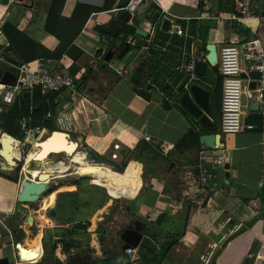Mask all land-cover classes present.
Masks as SVG:
<instances>
[{
    "label": "crops",
    "instance_id": "1",
    "mask_svg": "<svg viewBox=\"0 0 264 264\" xmlns=\"http://www.w3.org/2000/svg\"><path fill=\"white\" fill-rule=\"evenodd\" d=\"M117 1L113 9L94 13L86 22L75 41L84 51L79 60L74 61L66 54L59 60H46L51 71L62 74L73 75L72 66L76 64L79 70L74 76L81 81L75 97L67 89L53 93L52 118L44 114V123L38 122L37 125L45 127V135L54 130L64 131L73 142L109 158L115 152L114 145L119 144L120 150L116 152L120 160L113 162L120 165L123 155L127 154L126 172L115 171L112 164H103L111 166L115 175L129 178V188L123 193H111L118 192L117 185L92 180L96 181L95 185L105 188L109 196L117 194L124 203L113 206L114 200L110 199L106 204H93L82 221V224H87L86 229L76 226L78 222L60 224L49 216L56 205L57 193L45 194L36 203L21 204L18 201L20 185L0 175V212L8 214V222L0 218V259L9 258L11 264H213L214 245L218 241H227L229 235L241 229H247L232 241L237 245L233 253L240 254L233 259H238L241 264H256L257 260H263L264 252L261 192L264 189V116L256 104L244 100V122L253 123L256 128L221 137L224 147L219 144V149L227 157L229 169L224 166L215 171L214 188L207 205L202 209L193 207L189 198L197 193L194 180L198 175L199 154L209 148L201 143L192 148L178 144L191 128L201 135H221L223 77L218 61H206L205 75H198V80L194 81L209 92L210 111L205 114L212 124L204 127L181 104V96L186 90L180 91L179 86L184 77H178L179 74L170 76L165 71L170 69L173 72L181 61L182 51H178L177 41L182 37L173 32L175 25H183L179 21L186 22L189 27L193 21L194 35L187 39L192 40L187 49L188 57L204 53L207 58L210 54L207 46L211 44L216 46L217 55L221 47L228 44L243 45L256 41L264 46V0H253V17L248 28L239 27L225 18L234 10L227 12L224 9L230 5V0L145 2L129 23L133 25L135 16L142 19L137 28L149 33L147 45L132 48L120 60L112 59L116 67L126 69L123 75L102 61V55L108 51L117 53L121 39H109L103 44L95 40L96 36L108 35L98 31L95 25L110 22L118 12ZM51 3L52 0H0V18L10 43L8 32L11 29L7 25L20 29L36 43L49 40L45 28ZM78 3L101 7L105 0H69L70 8ZM71 10L67 15H71ZM156 14L159 17L154 23ZM165 20L170 21L168 29L163 28ZM158 26L169 37L156 46L158 53L150 61V44L154 28ZM48 43L52 47L55 45L53 40ZM0 49L5 57V62L0 64L1 76L7 72L17 75V65L13 60L19 65L20 61L10 48L3 46ZM37 60L28 62L32 70ZM95 61L99 64L98 69L92 68ZM242 66L245 68L246 63L243 62ZM173 79L179 82L171 84L169 81ZM163 83L169 85L165 92ZM11 107L0 100V112H7ZM60 117L63 122H59ZM30 118L33 123V117ZM48 119L53 120L52 124L45 123ZM145 135L152 141H145ZM160 143H174L176 147L164 155L156 150ZM72 146L75 148L67 151L65 139L55 136L37 152L34 151V158L43 162L47 160L46 151L50 156L51 152L61 150L73 156L77 145ZM78 151L79 148L76 153ZM139 168L142 169L141 175ZM94 169L107 171L100 165L80 162L71 163L65 170L56 168L54 171L61 177L69 171L77 177L96 178L89 173ZM93 190L96 193L97 189ZM121 209L126 216L125 227L136 221L143 225V239L138 247L131 246L134 249L132 256L123 248L121 233L125 227L117 222ZM30 215L34 217L33 224L27 222ZM200 236L207 240L206 245H202L204 248L200 247L203 241ZM231 243L227 244L224 253L231 248ZM169 244L171 246L167 250ZM39 247L41 251L38 254ZM19 254L22 261L31 262H22ZM223 259L222 254L215 264H223ZM233 261L228 260L229 263Z\"/></svg>",
    "mask_w": 264,
    "mask_h": 264
},
{
    "label": "built area",
    "instance_id": "2",
    "mask_svg": "<svg viewBox=\"0 0 264 264\" xmlns=\"http://www.w3.org/2000/svg\"><path fill=\"white\" fill-rule=\"evenodd\" d=\"M147 1L153 0H131L126 7L132 14ZM253 0H234L233 12L225 17L233 21L239 27H250L248 22L253 17L252 13ZM173 32L184 38L182 48L181 61L177 67L179 75L188 76L189 83L198 80V74L195 72L197 61H208V57L204 53H196L187 56L188 41L190 37L189 25H175ZM139 35L137 33L130 34L126 43L133 46L137 44ZM96 42L106 43L109 41L107 35L96 36ZM10 48L11 43L6 38L4 30V22L0 18V48ZM102 55V59L104 58ZM103 61V60H102ZM5 62V57L0 49V64ZM246 63L243 68L242 64ZM35 69L30 68V64L17 65L16 81L13 84H6L0 79V100L7 104L13 105L17 98L24 92H32L36 86H40L44 93H58L64 89L70 91L71 96L75 97L78 94V78L71 74L55 73L51 71L48 62L45 59H38ZM109 68L115 70L119 75L126 73L124 67H116L112 61H105ZM220 73L223 77L222 84V100H221V137L238 134L243 131H252L256 128L253 123L244 122L245 105L244 100L257 105L258 110L264 116V46L256 41H250L243 45L228 44L221 47L218 54V62ZM99 64L95 61L92 63L93 69H98ZM245 75V77L243 76ZM174 84L175 79L169 81ZM250 82H255V88L250 87ZM48 118H52V114H47ZM62 117L58 120L62 121ZM68 121V118H65ZM63 122V121H62ZM19 126L22 130V138L16 139L17 144H20L24 156L23 160L27 164V157L30 152L37 149L36 143L45 139V127L41 125H33L30 117H23L19 121ZM145 141H152L148 135L144 136ZM1 146V144H0ZM79 151L85 155L86 152L80 149ZM174 143H160L157 150L166 155L171 150L175 149ZM216 149H204L199 154V162L197 165L198 175L194 180L197 193L190 196V204L198 209L204 208L212 194L214 188L215 171L223 168L226 165L227 157L223 152H220L219 145ZM115 152L112 153V158L117 159L120 150V145H114ZM33 162V161H32ZM19 252V250H18ZM127 254L132 256L134 249L127 248ZM20 258V254L18 255ZM21 260V258H20ZM22 261V260H21ZM31 262V261H22Z\"/></svg>",
    "mask_w": 264,
    "mask_h": 264
},
{
    "label": "trees",
    "instance_id": "3",
    "mask_svg": "<svg viewBox=\"0 0 264 264\" xmlns=\"http://www.w3.org/2000/svg\"><path fill=\"white\" fill-rule=\"evenodd\" d=\"M115 3L116 0H105V3L101 7H93L90 5L78 3L73 6V8H70L69 0H52L45 28L46 32L49 35V40L41 43H36L28 36L23 34L20 29L7 25L8 29H11L8 32L9 38L11 40L10 49L15 54L16 58L20 61V65L27 64L28 62L35 59L59 60L65 54L70 56L74 61H77L84 55V51L75 44V41L83 30L86 22L94 13L113 9ZM69 9H72L70 13L71 15H67V11ZM224 9H226L227 12L232 11L234 9L233 0H230V5L224 7ZM158 17L159 14L154 15V23L156 22ZM179 22H181L184 27L186 26V22ZM141 23L142 19L135 16L133 19V25L129 26V28H127L121 35H107V37L111 40H115L116 38L121 39V49L124 47L127 37L130 34L136 33V29L141 25ZM189 28L190 35H194L193 21L190 22ZM167 37L169 36L165 31L161 30L160 26L154 28V36L150 44V50L152 54L150 61H152L154 54L158 53L155 51L156 46L161 42L162 39H166ZM51 40L55 42V45L53 47L48 43V41ZM190 42H192V40L188 41V45H190ZM183 44V38L177 41L178 51H182ZM105 56L102 59L103 63L104 60L106 61ZM176 67L177 66L174 67V71L172 70L173 72H171L170 69L166 70L165 72L168 73V75L175 77L176 75H178V71H175ZM78 70L79 67L74 64L72 66L71 73L75 75ZM178 77H182V75H179ZM80 81L81 80L78 81L79 87ZM178 82L179 81L175 79V83L177 84ZM168 87V83H163L162 88L164 92L168 90ZM31 93L32 95L30 97L26 96L25 92L22 93L7 112H0V133H7L8 135L16 139H21L22 130L19 126V121L23 117L32 116L33 125H37L38 122L44 123V114H48L51 110H53L51 104H53L55 100L54 94L52 92L44 93L40 86H36ZM51 94H53L52 97ZM200 136L201 133L199 131H197L195 128H191L189 132L179 141L178 146H181L183 148H192L194 146H199ZM82 150L86 151V156L82 154V151H78L74 154V156H76L81 162L84 163L93 162L112 164L114 170L118 172H123L128 165L129 158L127 154L123 155V162L120 165H116V163L114 164L111 158L107 157L106 155H101L96 151L86 147L85 145L82 146ZM23 161V159H19L20 165L17 167V171L20 170V166L23 165ZM0 175L15 182L18 181L17 177L6 175L1 171ZM95 183L96 181L92 180L91 178L79 177V179H75L71 183L66 185L59 184L51 186L47 194L50 195L57 193V198L56 205L49 212V216L60 224L68 222H78L76 223V226L86 229L87 224H82V221L85 218L88 209L93 204H106L111 199L107 190L105 188L99 187L98 185H95ZM93 189H97L96 193ZM261 192L263 193L262 200L264 202V189ZM263 218L264 215L262 219ZM256 220L251 222L249 226H252L253 223L256 222ZM170 246V244L167 246V250L168 248H170Z\"/></svg>",
    "mask_w": 264,
    "mask_h": 264
},
{
    "label": "water",
    "instance_id": "4",
    "mask_svg": "<svg viewBox=\"0 0 264 264\" xmlns=\"http://www.w3.org/2000/svg\"><path fill=\"white\" fill-rule=\"evenodd\" d=\"M131 0H118L117 1V8L118 11L116 15L110 20L108 24H101L97 23L95 25V28L102 32L106 33L110 36H117L120 31L125 30L129 28L130 21L132 20L133 14L129 9H126V7L130 4ZM170 25L169 20H165L163 23V28L168 29ZM136 33L139 35V38L137 40V44L135 46L125 43L124 47L117 51V53L113 52L112 50L108 51L105 59L107 61H111L115 55L118 56V58H123L132 48L139 47V46H146L147 45V38L149 37V33L141 28L136 29ZM207 49L209 51L208 56V62L214 63L218 61V55H217V49L214 44L208 45ZM13 62L16 65H19V63L15 60ZM205 69H206V62L204 61H197L195 72L198 75L204 76L205 75ZM245 77V75H243ZM0 79L6 84H13L16 81V75L10 72L5 73V75L2 77L0 73ZM188 76H185L182 80L179 90L183 91L186 90L183 95L181 96V104L194 116L199 120L200 125L207 127L210 126L212 123L209 119V117L205 114L206 112L210 111L209 107V92L203 88L202 86L191 82H188ZM252 88H255L256 83L251 82L250 83ZM27 96H29L31 93L26 92ZM53 120L48 119L45 121L46 124H52ZM53 136L66 137V143L67 145H71L75 143L77 145V148L75 150V153L77 149L79 148L78 142H73L69 139L68 134L61 130H54L51 131L50 135L45 137V140L43 139L40 142L36 143L37 149L42 147V144L52 140ZM54 139V138H53ZM15 139L8 135L7 133H3L1 135L0 139V158L4 159L6 161L0 163V171H14L15 168L18 166V160L23 159L24 151L20 144H17L14 146ZM200 143L209 149H216V145L220 144V147H224V143L221 140L220 134H204L200 136ZM15 154H13V151ZM52 154H64L68 157H71V155L68 154L67 151L62 150L61 152H52ZM51 154V155H52ZM19 157V158H17ZM226 169H229V164L225 165ZM229 175V174H228ZM86 177V176H83ZM58 179V178H56ZM51 188V182L45 181V180H25L22 183L21 191L18 196V201L21 204H32L36 203L41 200V198L48 193V191ZM27 222L29 224L34 223V217L30 215L27 219ZM143 225L141 222L136 221L132 222L130 225H127L121 233V239L124 242L123 248L127 249L131 246L138 247L143 239V233H142ZM20 248V245H19ZM0 264H11V261L9 258H3L0 259ZM215 264V261L214 263Z\"/></svg>",
    "mask_w": 264,
    "mask_h": 264
},
{
    "label": "rangeland",
    "instance_id": "5",
    "mask_svg": "<svg viewBox=\"0 0 264 264\" xmlns=\"http://www.w3.org/2000/svg\"><path fill=\"white\" fill-rule=\"evenodd\" d=\"M103 44V43H102ZM116 58L117 60H120L121 58H118L117 56L114 57ZM113 58V59H114ZM50 135V134H49ZM48 135H46L47 137ZM0 138H1V135H0ZM18 140V139H17ZM34 152V151H33ZM122 156V155H121ZM111 160H114L112 157H111ZM118 160H120V157L118 158ZM117 160V161H118ZM40 160H37L36 163L32 162L31 163V167L30 168H34V167H37V166H40L41 169L44 171V170H56V168H58V170H61L62 166H66V167H70L71 163L73 162H80L84 165H88V164H97V165H100L102 166L104 169L107 168V171L104 173L102 170L100 169H94L92 172H89L90 175L92 177H96V178H91V177H88V178H91V179H99L101 180L103 183H107V184H112V185H117L118 187V192H111V193H123V190H126L129 188V183H130V179L127 178L126 176H118V175H115L113 173V169L111 166L109 165H106V164H103V163H84V162H81L76 156H71V157H68L66 155H63V154H52L49 156V158L46 160V161H43V162H39ZM122 163V162H121ZM19 160H18V166H19ZM117 165V164H116ZM17 166V167H18ZM25 166H26V163H25V160L23 161V165L20 166V170L17 171V167L15 168L14 171H3L2 173L6 174V175H9V176H13V177H17L18 178V181L17 183L20 185V187L22 186V183L23 181L25 180H31V175L26 172L25 170ZM132 167V165H131ZM106 170V169H105ZM127 170V169H126ZM126 170H124L123 172H126ZM85 172V170L83 171ZM139 173L142 172V169L139 168ZM71 172L67 171L65 172V176L64 177H61V178H58V179H55L51 182V186H55V185H59V184H69L71 183L73 180L75 179H79V177H77L76 175H71L70 174ZM102 173V175H101ZM141 175V173H140ZM112 191V190H111ZM122 191V192H121ZM115 196V194H114ZM111 199H113V206L115 204H117L118 206L121 205L122 203H124V200L116 194L115 197H112L110 195ZM126 198H128V195H126ZM122 202V203H121ZM122 213L121 215L119 216L117 222H121V227H125L126 226V221H125V213L123 211V209L120 210ZM8 214L6 213H1L0 212V218L4 221V222H8V218H7ZM247 229H241L240 231L238 232H235L231 235H229V237L226 239L227 241L221 243L220 241H218L214 246H215V251L213 254H215L214 256V261L216 262L217 258L219 256H221L222 254L224 255L225 259H223V264H241L238 259L237 261L234 260L233 258H237L239 257V255L237 254V252L233 253V248L236 247V243L232 242L234 239H236L239 235H241L244 231H246ZM227 231V229L225 230ZM201 240H203L200 245V247L204 248L202 245H206V239L205 237H201ZM217 240V239H216ZM232 242V243H231ZM231 243V248L229 250H227L225 253H224V250H225V247L228 246L229 244ZM228 244V245H227ZM17 247V245H16ZM201 248V249H202ZM263 254V260L262 259H259L257 260L256 264H264V252L262 253ZM234 261H233V260ZM229 261H233L234 263H229Z\"/></svg>",
    "mask_w": 264,
    "mask_h": 264
},
{
    "label": "bare ground",
    "instance_id": "6",
    "mask_svg": "<svg viewBox=\"0 0 264 264\" xmlns=\"http://www.w3.org/2000/svg\"><path fill=\"white\" fill-rule=\"evenodd\" d=\"M55 136H53V138H54ZM58 137V136H57ZM52 138V139H53ZM64 139H66V137L64 136L63 137ZM51 141V140H50ZM50 141H47V142H50ZM66 141V140H65ZM39 142V141H38ZM47 142H45V143H43V144H46ZM16 141H14V143H13V145L15 146L16 145ZM42 144V145H43ZM74 145H76L75 143H73ZM73 144H71V145H67V143H66V146L67 147H65V149L67 150V151H72L75 147L74 146H72ZM37 150V149H36ZM36 150H34V151H36ZM62 151V150H61ZM61 151H56V152H61ZM14 152H16V150L15 151H13V154H15ZM37 152V151H36ZM41 154V153H40ZM51 154H52V152H51ZM50 154V155H51ZM69 154V153H68ZM73 154H75V152L73 153ZM39 155V154H38ZM72 155V154H71ZM34 156H35V153L32 151V152H30V154L28 155V157H27V165L25 166V170H26V172H28L30 175H31V180H45V181H48V182H52L53 180H55L56 178H61V174L58 172H56V171H54V170H42L41 169V167L40 166H37V167H34V168H30V164L32 163V161L35 163V160H37V159H35L34 158ZM49 154H47V151H46V154H45V157L48 159L49 157ZM17 158H19V157H17ZM33 158H34V160H33ZM2 162H5L6 163V161L4 160V159H0V163H2ZM67 167L66 166H63L62 167V170H65ZM40 247L38 248V251H37V253L39 254L40 253Z\"/></svg>",
    "mask_w": 264,
    "mask_h": 264
}]
</instances>
